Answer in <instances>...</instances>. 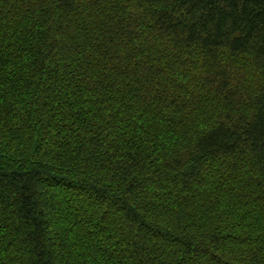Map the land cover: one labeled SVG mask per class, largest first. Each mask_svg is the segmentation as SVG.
<instances>
[{
	"label": "trees",
	"instance_id": "obj_1",
	"mask_svg": "<svg viewBox=\"0 0 264 264\" xmlns=\"http://www.w3.org/2000/svg\"><path fill=\"white\" fill-rule=\"evenodd\" d=\"M0 264H264V0H0Z\"/></svg>",
	"mask_w": 264,
	"mask_h": 264
}]
</instances>
